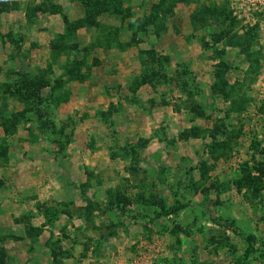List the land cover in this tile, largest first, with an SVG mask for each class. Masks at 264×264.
<instances>
[{"label": "rangeland", "instance_id": "obj_1", "mask_svg": "<svg viewBox=\"0 0 264 264\" xmlns=\"http://www.w3.org/2000/svg\"><path fill=\"white\" fill-rule=\"evenodd\" d=\"M161 1L0 0V264H264V0Z\"/></svg>", "mask_w": 264, "mask_h": 264}, {"label": "trees", "instance_id": "obj_2", "mask_svg": "<svg viewBox=\"0 0 264 264\" xmlns=\"http://www.w3.org/2000/svg\"><path fill=\"white\" fill-rule=\"evenodd\" d=\"M167 1V0H166ZM176 1H169V4H166L165 0L161 1V4H165L166 6H170V7H162V11L160 13L163 14V18H165L167 15L169 16V12L172 11V6L175 5ZM83 4L86 7L87 13H88V17L89 20L91 18V20H93L95 18V15L97 16L98 14L105 12L107 10H110L108 7L109 6H113V3L110 0H82ZM17 4V3H16ZM15 4V7H16ZM158 4L154 5L153 11L150 14H146L143 16V18L141 19H137L135 22L136 24L138 23V28H140L141 30H143L144 28H146V26L150 23H156L157 22V17H159V9H158ZM115 6V5H114ZM11 6H9V4H7L6 2H0V11L4 12L6 11V9L10 8ZM18 7V6H17ZM55 7H59V6H55ZM161 7V6H159ZM52 8H53V4H52ZM227 8V7H226ZM225 11V8L223 9ZM110 12L112 14H117L119 16H121L122 19H124L125 17H128L129 15L126 12V9L124 7H122L121 2H119L118 0V7H116L114 9V11L110 10ZM220 12V8H218L214 3L213 5H207L204 4L201 7L198 8L197 12L193 14V16L191 17L193 20V23L195 26H197L198 23L204 24L207 20L208 17L214 16L216 17L217 15H219ZM227 9H226V13H227ZM159 13V14H158ZM172 14V13H171ZM94 17V18H93ZM65 21L67 22V18L64 17ZM86 22V20H85ZM161 23V22H160ZM95 24L98 25V22L95 21ZM133 26V24L131 25V27ZM140 26V27H139ZM76 28V27H73ZM140 29H132V37L133 40H135L136 34L138 33V31H140ZM159 29V25L156 24V30ZM0 34L2 35V38L5 36V34L2 33V31L0 30ZM64 36V35H63ZM62 36H59L57 38H61ZM247 39V38H244ZM244 39L242 44L244 45ZM62 40H54L52 41L51 45V60L49 62L50 66L54 65L55 62L58 63V58L60 57V55H62L63 53L66 55V61L64 64V68H65V72L64 74L68 77L69 80H74V79H79L80 77H82L81 75V71H82V66L80 65L81 63L78 61V64H74V59L70 58L72 52L69 51L68 49L66 50L65 45H62ZM240 44V42H239ZM60 53V54H59ZM59 54V55H58ZM73 62V64H72ZM23 75V76H22ZM21 76V91L26 92V88H29L30 86L34 85L33 82H36L34 80L29 79L28 77H26L24 74H22ZM217 78L223 80V72H221V70L219 72H217ZM144 81H137V85H141L143 84ZM223 84H227V81H224ZM217 85V83L215 84ZM136 86V85H135ZM53 88V87H52ZM56 88V87H54ZM116 111V109L114 110ZM113 109H111V113L114 112ZM5 127V131L9 132L10 130V125L7 124V122H5L4 124ZM221 145V144H220ZM218 145V146H220ZM217 147V146H216ZM8 147L3 146L2 144H0V153L3 154V149L4 151L7 150ZM260 179L258 177H254V176H246V179L243 181V183L245 185H256V183H259ZM247 183V184H246ZM90 206H93V202L90 203ZM180 209V206L175 205L172 208V211L177 212Z\"/></svg>", "mask_w": 264, "mask_h": 264}, {"label": "crops", "instance_id": "obj_3", "mask_svg": "<svg viewBox=\"0 0 264 264\" xmlns=\"http://www.w3.org/2000/svg\"><path fill=\"white\" fill-rule=\"evenodd\" d=\"M56 1H58V0H56ZM50 16V15H49ZM51 16H53V15H51ZM62 29L60 28L58 31H61Z\"/></svg>", "mask_w": 264, "mask_h": 264}]
</instances>
